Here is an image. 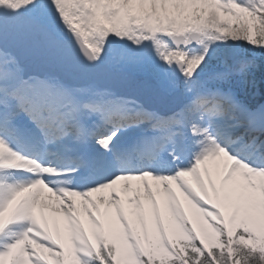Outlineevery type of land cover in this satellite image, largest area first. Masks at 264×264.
Returning a JSON list of instances; mask_svg holds the SVG:
<instances>
[{
  "label": "snow or ice",
  "instance_id": "6c2138e0",
  "mask_svg": "<svg viewBox=\"0 0 264 264\" xmlns=\"http://www.w3.org/2000/svg\"><path fill=\"white\" fill-rule=\"evenodd\" d=\"M0 264H264V0H0Z\"/></svg>",
  "mask_w": 264,
  "mask_h": 264
}]
</instances>
